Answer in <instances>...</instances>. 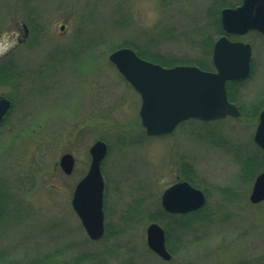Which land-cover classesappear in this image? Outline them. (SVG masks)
Listing matches in <instances>:
<instances>
[{
  "label": "rangeland",
  "instance_id": "1",
  "mask_svg": "<svg viewBox=\"0 0 264 264\" xmlns=\"http://www.w3.org/2000/svg\"><path fill=\"white\" fill-rule=\"evenodd\" d=\"M211 2L0 0V58L8 54L6 63L18 73L0 84L11 101L0 123L4 264H264V200L249 201L252 181L238 183L233 155L234 147L252 149L256 121L194 118L148 136L139 95L108 60L111 46L124 38L167 56L204 57L195 41L216 33L206 12ZM122 14L129 18L124 28L113 22ZM33 15L37 32L24 20ZM163 31L171 36L149 43L148 35ZM231 38L251 46V71L236 95L249 106L264 98V34L250 30ZM96 139L108 146L101 162L103 211L114 234L92 240L71 197ZM64 152L75 160L70 174L58 164ZM184 165L205 191L212 220L173 231L172 240L179 236L182 243H173L175 252L165 260L146 244L148 215L160 210L163 189L184 178Z\"/></svg>",
  "mask_w": 264,
  "mask_h": 264
},
{
  "label": "water",
  "instance_id": "2",
  "mask_svg": "<svg viewBox=\"0 0 264 264\" xmlns=\"http://www.w3.org/2000/svg\"><path fill=\"white\" fill-rule=\"evenodd\" d=\"M219 20L224 33L212 45V70L193 64L163 66L142 58L129 46L109 52L108 60L140 96L138 114L147 135L169 132L188 118L210 120L240 114L227 98L226 81L241 79L249 73L251 47L247 42L228 38L227 34H243L250 29L264 34V0H242L239 5L223 7ZM9 107L10 100L0 94V120ZM253 140L264 151V107L259 111ZM106 151L107 145L102 139L90 145L88 168L75 183L71 197V206L81 225L94 240L104 232V181L100 162ZM58 163L61 170L69 174L74 157L64 152ZM248 199L252 203L264 200V170L254 177ZM160 202L166 211L184 213L201 207L205 194L188 181L180 180L163 190ZM146 244L163 259L170 258L164 230L157 222L147 225Z\"/></svg>",
  "mask_w": 264,
  "mask_h": 264
},
{
  "label": "trees",
  "instance_id": "3",
  "mask_svg": "<svg viewBox=\"0 0 264 264\" xmlns=\"http://www.w3.org/2000/svg\"><path fill=\"white\" fill-rule=\"evenodd\" d=\"M227 5H235L230 4L228 1L225 0H212L211 5L207 8L206 12L208 15V18H210V23L214 25L216 28V33L214 34H205L201 35V37H198V39L195 41L196 43H199L200 51L204 55L201 57H187V58H181V57H173V56H167L166 54H162L153 48H148L146 45L141 44L139 41L132 39V38H124L119 41V43L114 44L111 46V50L119 47V46H130L132 47L138 55L141 57L148 59L153 62L160 63L165 66H171L176 63H189V64H195L201 68L205 69H212V62L210 59L211 55V49H212V43L214 41L213 35H219L222 33V28L220 26L219 21V10L220 8L227 6ZM36 19V16L27 17L24 18L26 20L27 25L29 28L33 31L38 30V25L34 20ZM113 22L122 28L126 27L129 24V18L122 14L119 17H116L113 19ZM140 33H144V31H138ZM198 33V32H197ZM199 34V33H198ZM160 36L167 37L171 36L166 31H163L158 34H151L148 35L149 43H158V40L160 39ZM230 37L232 35H229ZM8 54H5L0 58V84L7 83L8 81H12L13 79L17 78L18 73L13 70L12 66H10L8 63H6ZM208 57V58H206ZM242 80H229L226 82V89H227V96L230 100L237 103L238 108L240 109V117H250L253 121H257L258 112L259 110L264 106V98L260 99L256 103H253L249 106H245L241 99L237 98L236 95L238 94V84H240ZM223 141V140H220ZM219 141V143H220ZM253 146L252 149H246L244 150L241 147H234V154L236 155V160L238 164V171H237V181L238 183L247 184L251 182L254 178V176L261 170H264V152L263 150L252 142ZM184 178L192 182L193 184L196 183L195 179L191 176V174L195 175L194 172H192V169L188 165H184L183 169ZM224 193L227 196H234V191L229 189H222ZM105 196V195H104ZM105 209L106 207L103 206ZM4 204L2 202V198L0 196V214H4ZM134 213V212H133ZM126 216V215H125ZM162 216H166V219L163 220ZM211 212L209 209L205 206V204L194 210L190 211L185 214H171L166 211H164L162 208L160 210L156 211L154 214L148 215V219L150 220H161L163 222V227L165 229V235H166V244L168 250L172 253L175 252L176 246L173 243L181 244V239L179 236H176L175 241L172 240V232L180 229V230H186L188 226L195 225V224H209L211 222ZM131 217V216H129ZM128 216H126V219H131ZM107 232H109V227L105 223V233L103 237L106 236ZM111 235L114 233L109 232ZM92 254L89 253L88 257H92ZM100 255V254H99ZM45 257H48V254H46ZM44 257V258H45ZM4 254L0 253V264H4ZM31 264H38L33 262Z\"/></svg>",
  "mask_w": 264,
  "mask_h": 264
},
{
  "label": "bare ground",
  "instance_id": "4",
  "mask_svg": "<svg viewBox=\"0 0 264 264\" xmlns=\"http://www.w3.org/2000/svg\"><path fill=\"white\" fill-rule=\"evenodd\" d=\"M227 6H233V5H227ZM130 47V46H129ZM132 48V47H131ZM157 63V62H156ZM160 64V63H159ZM183 64H189V63H183ZM162 65V64H161ZM163 66H165V65H163ZM250 69H251V64H250ZM226 93H227V89H226ZM228 97V96H227ZM252 185V184H251ZM166 188V187H165ZM164 188V189H165ZM163 189V190H164ZM251 189V188H250ZM203 192H204V194H205V199H206V193H205V191L204 190H202ZM163 192V191H162ZM250 192V191H249ZM162 194V193H161ZM161 196V195H160ZM262 201V200H261ZM164 211H166L165 209H163ZM166 212H168V213H171V214H185V213H188V212H184V213H176V212H169V211H166Z\"/></svg>",
  "mask_w": 264,
  "mask_h": 264
},
{
  "label": "flooded vegetation",
  "instance_id": "5",
  "mask_svg": "<svg viewBox=\"0 0 264 264\" xmlns=\"http://www.w3.org/2000/svg\"><path fill=\"white\" fill-rule=\"evenodd\" d=\"M241 2H242V0H238V2L236 3V5L241 4ZM248 31H250V30H248ZM177 180H179V179H177ZM177 180H175V181H177Z\"/></svg>",
  "mask_w": 264,
  "mask_h": 264
}]
</instances>
